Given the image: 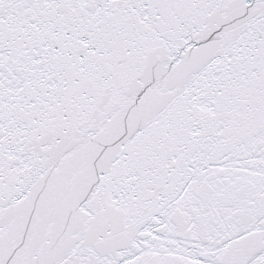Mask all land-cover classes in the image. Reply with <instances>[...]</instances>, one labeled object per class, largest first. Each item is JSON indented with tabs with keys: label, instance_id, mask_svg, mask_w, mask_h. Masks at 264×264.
<instances>
[{
	"label": "snow or ice",
	"instance_id": "6c2138e0",
	"mask_svg": "<svg viewBox=\"0 0 264 264\" xmlns=\"http://www.w3.org/2000/svg\"><path fill=\"white\" fill-rule=\"evenodd\" d=\"M0 264H264V0H0Z\"/></svg>",
	"mask_w": 264,
	"mask_h": 264
}]
</instances>
